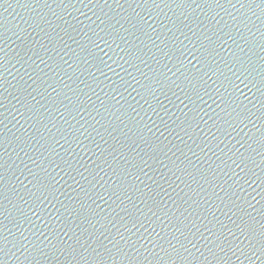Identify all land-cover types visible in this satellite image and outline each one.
Instances as JSON below:
<instances>
[{
  "label": "water",
  "instance_id": "95a60500",
  "mask_svg": "<svg viewBox=\"0 0 264 264\" xmlns=\"http://www.w3.org/2000/svg\"><path fill=\"white\" fill-rule=\"evenodd\" d=\"M0 264H264V0H0Z\"/></svg>",
  "mask_w": 264,
  "mask_h": 264
}]
</instances>
